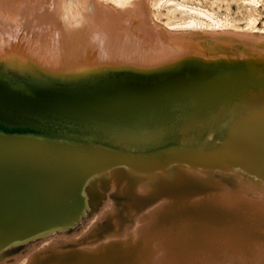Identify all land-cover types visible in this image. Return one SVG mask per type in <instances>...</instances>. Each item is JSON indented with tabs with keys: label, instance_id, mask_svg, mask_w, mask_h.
<instances>
[{
	"label": "bare ground",
	"instance_id": "bare-ground-1",
	"mask_svg": "<svg viewBox=\"0 0 264 264\" xmlns=\"http://www.w3.org/2000/svg\"><path fill=\"white\" fill-rule=\"evenodd\" d=\"M246 1L245 7L249 8L258 3V0ZM151 4L157 9L166 4L171 10L187 14V21L164 24L167 29L180 31L176 32L178 35L200 33L196 28L214 30L205 29L203 35L230 27L234 31L264 32L257 28L256 18L250 17L251 14L246 17L244 26L234 27L228 24L232 23L228 19V23L224 22L215 18L213 12L187 7L183 1L155 0ZM149 5L142 0H0V42L6 34L10 35L8 28L4 29L3 20L13 22L21 30L18 41L13 28V39L7 46L9 57L15 63L19 61V51H28L34 60H39L41 50L49 47L60 52V41L69 39L65 61L69 70L63 77L69 80L78 77L82 69L81 57L73 42L75 35L76 40L83 43L82 52L87 50L90 54L88 74L94 69L92 66L89 69V65L94 66L97 58L102 65L107 50L112 52L113 47H117L116 50L112 54L108 52L113 60L134 58L136 63L146 61L144 66L149 63L150 69L156 67L163 71L181 62V66L177 65L163 80L165 90L160 85H131L113 98L101 101L111 104V108H100L94 113L87 111L96 101L75 95L53 97L46 92L27 99L11 94L0 85V118L13 122L29 117L51 123L55 116L68 126L70 124L64 122L68 115L81 121L87 113L84 118L90 120L97 118L99 112L105 113L102 110H110L115 112L118 121L138 116L151 121L149 111L159 105L183 106L203 96L208 100L227 99L250 84L243 67L214 70L207 61L189 64L193 56L191 47L202 54L218 53L221 51L218 47L204 48L196 42H191L190 50L164 45L161 37L171 39L176 34L172 36L156 24ZM105 26L114 31L103 30ZM130 30L135 32L131 40L128 33H122ZM136 38L139 39L137 44ZM98 44L100 49L93 56ZM146 51L151 53L149 57ZM223 51L229 55L232 52L229 47ZM242 54L263 66L255 51L243 47ZM92 57L94 61H90ZM185 61L187 66L183 65ZM0 66L5 68L1 63ZM58 72L54 69L55 75ZM102 95L109 97L108 91ZM97 106L96 103L94 107ZM204 125L194 126L195 130H200L197 137L204 139L212 127L221 130L222 134L215 135L218 138L227 133L226 140L208 139L206 144L201 141L186 148L196 140L189 130L170 147L147 155L121 151L127 146L125 142L112 150H104L89 144L0 135V264H264V234H255L264 226V99L218 117L212 126ZM90 176L93 177L89 179ZM114 187L116 194L128 198L129 207L135 210L157 198H166L148 215L134 212L130 230L122 228L118 214L106 217L113 220L107 236L127 233L132 239L129 243L118 248L113 246L110 252L96 250L106 243L103 240L102 244L97 241L95 248L52 246L42 254L31 253L30 248L12 261L5 257L20 244L36 238L47 241L78 230L92 210L109 206L108 192L112 193ZM145 194L146 198L141 199ZM194 195L198 198L191 199ZM185 217L191 219L189 223L194 226L185 227L180 223L179 218ZM145 218L149 223L143 229L140 222ZM91 232V237H95L96 228ZM139 232V243H133ZM221 236L224 243L219 242ZM150 246L156 250L151 251Z\"/></svg>",
	"mask_w": 264,
	"mask_h": 264
},
{
	"label": "water",
	"instance_id": "water-1",
	"mask_svg": "<svg viewBox=\"0 0 264 264\" xmlns=\"http://www.w3.org/2000/svg\"><path fill=\"white\" fill-rule=\"evenodd\" d=\"M142 1L145 2L144 0ZM0 20L2 19L0 18ZM2 22L4 29L6 30V28H8L10 35L6 34L5 37L2 36L3 38L0 42V63L5 66V68L0 66V85H3L11 94L18 95L19 97L21 96V98H35L40 92H46L53 97H58L60 95L73 97L75 95L81 99L85 98L88 101H96L99 106L94 107L96 106V103H94L93 108L88 107L87 111H93L91 113H94L100 108L105 110L106 108H111V104L108 105L101 101L106 98H113L116 96L114 94L123 92L125 88L127 89L128 86L131 85H160L161 89L165 90L163 80L172 73L177 65L181 66V62H179L173 67L162 71L156 69V67L150 69L149 63L144 66L146 61H144L143 64L139 61L136 63L134 58L127 59L126 57H118L113 60L112 55H108V52L112 54L117 47L114 49L111 45L112 52L107 50V54L102 60V65H100L101 60L97 58L94 66L93 64L89 65V69L90 66L94 69L88 74L86 71L90 54L87 50L82 52L83 43L81 40H76L75 35L73 42L76 44L75 50L79 53V58L81 57L79 66H81L82 70L78 77L71 78L70 80L64 79L63 73L69 70V68L65 67V61L67 60L66 56L68 58V50L70 47V44H67L69 43V39L60 41V52L57 51V49H55V51L49 49V47L41 50L39 60H34L33 55L31 56V54H28V51H25V53L19 51V61L15 63V61H12L9 57L7 46L9 45L10 39H13V28L14 31L17 32L16 38L18 41L20 40L21 30L18 25H14L13 22L8 20H3ZM89 23L92 22L90 21ZM17 24H19V22ZM158 25L172 36L176 34L174 38L171 39L160 38L164 45L172 47V49L180 47L189 49V47H191V42H196L204 48L212 46L218 47L221 50L218 53L202 54L191 47L193 56L189 64H197V61H207L209 64H212V69L214 70L216 68L228 70L235 66L243 67L244 71H246L250 77V84L243 86L239 90V93L228 96L227 99H225V97L218 99L217 97L208 100L207 97L203 96L187 101V104L183 106H181V104L177 106L169 105L168 107L167 105L165 106V104L159 105L149 111L152 112V115H149L151 121L147 120L148 122L140 118V116L118 121L115 119V112L113 113L110 110H102L105 113L99 112L97 118L93 117V119L90 120L84 118L87 113L84 114L81 121L74 115H68L64 120L65 123L70 124L68 126L62 123V120H60L61 118H55V116H53V122L51 123L47 122V120L40 122L36 118L28 119L29 117H22L13 122H8L0 118V135L33 137L63 144H89L104 150H112L116 145L125 142L127 146L121 148V151L128 154L139 153L141 155H147L154 151H161L160 149L162 148L170 147L174 142H177L182 135L189 133V130H191L192 135L197 138L200 130L197 131L194 129L196 124L197 126L204 124L205 127H208V125L212 126L218 117L226 116L247 103L258 99H264V43H261V41H264V35L232 30L215 31L218 34L223 32V36L215 35L216 33H212V35H203L201 33L204 31L200 30H198L200 33L188 32L179 33L178 35L176 32L180 31L167 29L160 24ZM135 27L136 25L132 27V30H134ZM105 29L112 30L109 26L106 28L103 27V30ZM98 31H100V29ZM32 33L35 34L36 31ZM96 33L97 31L95 35ZM122 33H128L130 40L133 35H135V32L131 30L130 32L126 31ZM237 33L243 36H238ZM95 35L92 37L90 44L94 41ZM138 41L139 39L136 38V44ZM24 44L22 45L24 46ZM92 46L91 44V47ZM225 47H229V50H232L230 55L225 53L226 51H223ZM243 47L258 53L263 66L257 65L253 60L244 56L242 54ZM99 49L100 45L98 44L94 50L93 56L98 53ZM146 53H148L147 57L151 54L148 51H146ZM143 54H145V52ZM135 57H137V55ZM90 61H94L93 57ZM125 65L130 66L128 67ZM183 65L187 66L188 62L185 61ZM118 66L120 67L118 68ZM54 69L59 71L58 75H55ZM106 91H108L109 97L102 95ZM125 96L126 99H128L126 94ZM165 112H169V114L167 115ZM165 117H167V119L164 121ZM210 131L211 130L206 132V135L212 132ZM206 137L207 136H205V138ZM118 148L120 147L118 146ZM145 196L146 194L141 195L140 198L145 199ZM165 199L164 197H160L150 204L138 206L137 208L140 209V215L144 216L156 211L157 205L162 204ZM147 208L148 210H146ZM107 222L108 224L102 228L103 230L96 229V236L93 237V240L90 241L87 246L77 249L95 248V246L98 245H96L97 241L102 244L103 240H105L104 242L106 243L102 244L103 246L101 249L97 248L96 250L110 252L113 246L118 248L124 243L132 241L127 233L121 235L108 234L107 236L106 232L110 231V225L113 223H111L109 219ZM146 225V221H144L142 228L144 229ZM140 232L133 243H139L141 238Z\"/></svg>",
	"mask_w": 264,
	"mask_h": 264
},
{
	"label": "rangeland",
	"instance_id": "rangeland-1",
	"mask_svg": "<svg viewBox=\"0 0 264 264\" xmlns=\"http://www.w3.org/2000/svg\"><path fill=\"white\" fill-rule=\"evenodd\" d=\"M144 1L148 5L150 4L149 5L150 7L149 6L148 7H149V10H151L150 11L151 17L154 19V21L156 23L164 26V27H165V25H164L165 22H171L172 21V23H174V22H180V20L182 22L188 20L187 14H181L180 11L177 9H176V11L171 10V8L166 6V4L160 5V7H158V9H157V8H153L151 6L152 5L151 3L155 0H144ZM182 1H183L184 5L187 7L201 8L202 10H208L209 12L211 11V12H213V14H215L214 15L215 18L221 19L224 22L226 20L227 23L229 20V22H232V23H228V24L229 25L232 24L231 26H233V24H234V27H236V25H238L237 27L244 26L246 23V20H247L246 17H249L250 14H251L250 17H253V15H254V17L256 18L257 28L264 30V0H258V3L255 5V7L251 6V8L245 7L246 5H248V2L246 0H174L175 3H180ZM152 13H154V14H152ZM247 14H248V16H247ZM185 17H186V19H184ZM224 18H226V19H224ZM244 20H245V22H244ZM196 29L204 31L206 28H203V29L202 28H200V29L196 28ZM227 30L234 31V28L230 27ZM205 31H214V30L206 29ZM241 32L264 35L263 31L262 32H259V31L250 32V31L246 30V31H241ZM225 128H226V126H225ZM222 129H224V128H222ZM208 130H211L212 132H214L216 134H212V132L210 131L211 133L209 135L207 134L206 135L207 137L205 139H203L201 137H197L196 140H193L191 143H189V145H187L185 147L186 148L192 147V146H194V144H197L201 141H203L206 144L208 142V139L209 140L211 139L214 141H225L227 138V133H225L223 135H219V136H221V137H219L220 139L215 136L217 134H222V133H220V131H221L220 129L216 130V129H213L211 127ZM1 140H3V139H1ZM205 144H203V145H205ZM119 154L124 155L125 153L119 152ZM92 177L93 176H90L89 179H91ZM109 193L110 192H108V195H110V197H109L110 200L108 201L109 206L105 207V208H104V206L103 207L98 206V208H95L94 210H92L93 213L91 212L89 215L90 217L88 216L86 218L87 221H85L84 225H82V227L78 229L79 231L78 230H75V231L72 230L71 232H68L65 235L59 234V235L54 236L53 238H51L47 241H43V240H41V238H36L37 240L35 239V241L31 240V241H29L30 243L29 242L24 243V245H26V246H24L23 244H20L21 246L19 245L18 246L19 248H14V250L9 252L10 254L9 253L6 254L5 257L6 258L9 257L7 260L12 261L13 257L15 258L16 256H18L20 254L23 255V254H25V252H27V251L29 252L30 248L33 249L31 251V253L42 254L43 252H45L44 251L45 249L52 247V246H55V247L69 246V247H76V248L85 247L90 243V241L93 240V237H91V233H92L91 230H93L95 228L97 230H100V229L103 230L102 228L108 224V222H107L108 219H106V217L107 216L109 217L110 215L118 214L117 215L118 220L122 224L121 225L122 228H126V227L129 228L130 225L133 223L132 219L130 220L132 214L135 212L136 215H139L140 209L139 208H136V210L131 209L133 207H131V208L129 207L130 205H128L129 202H127V199H125L121 195L116 194L115 187L112 189V193H110V194ZM111 194H113V195H111ZM196 197L198 198V196L194 195L191 199H195ZM109 211H111V212H109ZM145 219L142 222H140V224L141 223L143 224L144 221H146V224L148 225L149 220L148 219L145 220ZM127 220H129L130 222ZM179 220H180V223H182L185 227L194 226V224L189 223L190 222L189 220H191V219H187V217L179 218ZM109 221L113 222L112 219H109ZM87 230H88V232H87ZM129 230H130V228H129ZM263 230H264V226H261V227H259V229L257 231H255V234L256 235H263L264 234ZM224 241H225L224 236H221L219 239V242L224 243ZM26 247H27V250H26ZM151 249H153L151 251H154L155 247H151ZM156 255H158V253ZM156 255L155 256L153 255V257L155 258ZM40 256H42V255H40ZM6 258H4V259L6 260Z\"/></svg>",
	"mask_w": 264,
	"mask_h": 264
}]
</instances>
